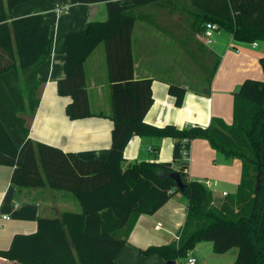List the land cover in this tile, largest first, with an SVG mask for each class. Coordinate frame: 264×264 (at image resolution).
Listing matches in <instances>:
<instances>
[{
    "label": "trees",
    "instance_id": "obj_1",
    "mask_svg": "<svg viewBox=\"0 0 264 264\" xmlns=\"http://www.w3.org/2000/svg\"><path fill=\"white\" fill-rule=\"evenodd\" d=\"M31 1L0 0V166L13 169L12 183L20 188L48 186L73 194L81 210L40 217L36 232L16 234L10 248L0 251L6 264H119L117 256L139 218L154 215L179 192L189 200L180 239L151 247L143 255L179 262L198 244L212 242L217 254L237 248L234 264H264V78L248 79L241 85L231 126L219 119L206 128L150 125L145 117L154 102L153 80L135 79L132 44L138 20L154 23L143 8L186 12L185 1L191 7L193 34L203 37L207 24L212 23L235 41L264 42V0H133L131 4L77 0L80 4L106 3L108 20L89 22L84 30L67 34L65 76L57 88L59 95L72 99L67 107L71 120L92 117L84 65L105 44L114 121L107 160H84L35 143L25 119L19 116L27 113V108L35 114L39 107V68L48 61L53 44L51 27L43 15L11 16L16 7ZM261 65L264 70V57ZM218 66L219 61L209 73L210 82ZM21 74L24 93L19 86ZM169 93L177 107H182L187 89L170 84ZM135 136L153 138L156 154L161 141L172 138L173 160L124 167L125 149ZM197 139L207 140L223 156L242 161L238 192L219 208L213 205L208 187L188 176L189 161L183 152ZM175 172L187 186L184 192L171 177Z\"/></svg>",
    "mask_w": 264,
    "mask_h": 264
},
{
    "label": "crops",
    "instance_id": "obj_2",
    "mask_svg": "<svg viewBox=\"0 0 264 264\" xmlns=\"http://www.w3.org/2000/svg\"><path fill=\"white\" fill-rule=\"evenodd\" d=\"M131 4L133 0H112ZM187 11L180 27H186L185 35L177 37L173 29L170 11L146 7L154 23L138 20L135 24L132 44L134 74L136 80H153L154 102L145 121L154 126L174 125L180 129L190 126L208 127L213 119L231 126L234 122L235 95L248 79L263 80L264 42L252 44L238 42L227 32L217 31L213 42L207 44L204 37L190 29L188 1ZM189 4V6H188ZM67 6L65 14L58 15L57 7ZM41 14L51 27L52 50L48 61L39 68L41 86L40 104L35 114H19L25 119L30 137L35 143H45L66 153L77 154L84 160H107L112 148V86L109 75L107 50L101 44L85 62L92 117L71 120L67 107L72 99L58 93V82L65 76L66 36L72 31H82L89 22H106V3L80 4L77 0H32L12 11L14 19ZM181 18V17H180ZM178 22L176 23V25ZM189 38L187 43L184 38ZM198 44L201 51L190 47ZM219 61L210 82L209 73ZM210 65V66H209ZM213 65V66H212ZM19 86L24 93L23 75ZM177 84L187 89L182 107L169 93V85ZM156 141L149 137L135 136L124 152V167L130 164L173 160L174 140L164 138L160 152L153 148ZM223 156L204 139L192 142L188 176L205 184L213 193V205L221 207L234 197L243 178L242 161L237 157ZM13 169L0 166V251L10 248L16 234L36 232L40 217H57L65 211H79V200L71 193L50 187L20 188L12 183ZM224 193H227L225 196ZM188 198L181 192L154 215H142L133 228L127 244L117 256L119 264H167L160 256H145L143 251L168 245L180 236L188 215ZM159 227V228H158ZM197 264H234L239 250L233 248L224 254L214 251L212 242L200 243L189 252ZM7 260L0 257V264Z\"/></svg>",
    "mask_w": 264,
    "mask_h": 264
},
{
    "label": "built area",
    "instance_id": "obj_3",
    "mask_svg": "<svg viewBox=\"0 0 264 264\" xmlns=\"http://www.w3.org/2000/svg\"><path fill=\"white\" fill-rule=\"evenodd\" d=\"M67 11H68V7L66 5L57 7V9H56V12L58 15L65 14V13H67ZM217 31H218L217 25L212 24V23L207 24V30H206L205 34L203 35L207 44H211L213 42L214 35ZM252 46L256 47L257 43H253ZM185 142L187 143V140ZM190 152H191V149L190 150L185 149L183 152V158L186 161H189ZM224 195L226 196L227 193H224ZM179 239L180 238L178 237L177 240H179ZM176 264H197V259L194 256L190 255V253H188L187 257L184 260L176 262Z\"/></svg>",
    "mask_w": 264,
    "mask_h": 264
},
{
    "label": "rangeland",
    "instance_id": "obj_4",
    "mask_svg": "<svg viewBox=\"0 0 264 264\" xmlns=\"http://www.w3.org/2000/svg\"><path fill=\"white\" fill-rule=\"evenodd\" d=\"M184 13L183 12H179V11H177L176 12V14L175 15H173L174 17H173V19H175L174 21H173V29H174V27L176 28V30L174 31V32H176L177 31V37L179 38V36H181V35H185V33L184 32H186L185 31V29H186V27L184 28V25L182 26V27H180V24L182 23V22H185V20H184ZM181 17V18H180ZM190 19V18H189ZM191 20V19H190ZM178 22V24L176 25V23ZM224 33H227L226 31H223ZM183 40H185L187 43H189L190 44V42H189V38L187 37V38H184ZM191 45V44H190ZM190 49L191 50H193V52L195 53V49L197 50V51H201V46L200 45H198V44H194V46H193V48H192V46L190 47ZM210 66V65H209ZM213 66V65H212ZM80 211V210H79ZM79 211H76V212H79Z\"/></svg>",
    "mask_w": 264,
    "mask_h": 264
},
{
    "label": "water",
    "instance_id": "obj_5",
    "mask_svg": "<svg viewBox=\"0 0 264 264\" xmlns=\"http://www.w3.org/2000/svg\"><path fill=\"white\" fill-rule=\"evenodd\" d=\"M227 158L229 159V156ZM171 177L176 181L177 189L184 192L186 190L187 186L183 182V179H182L180 173L175 172L172 174ZM167 264H176V262H168Z\"/></svg>",
    "mask_w": 264,
    "mask_h": 264
}]
</instances>
